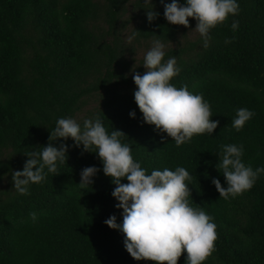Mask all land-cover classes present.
I'll return each mask as SVG.
<instances>
[{
    "label": "trees",
    "instance_id": "1",
    "mask_svg": "<svg viewBox=\"0 0 264 264\" xmlns=\"http://www.w3.org/2000/svg\"><path fill=\"white\" fill-rule=\"evenodd\" d=\"M152 3L159 16L149 23L140 0H104L102 7L94 0H0V264H153L134 260L125 235L105 225L111 215L122 223V209L96 154L72 146L57 173L31 185L30 195L13 189L11 170L23 169V153L46 146L56 120L74 118L97 94L101 102L92 117L99 116L109 133L123 131L122 142L149 174L180 166L189 171L190 204L216 224L214 250L204 264H264V174L235 198L220 197L211 182L218 178L227 187L216 168L226 144L243 145V162L264 167V0H238V14L210 30L207 48L199 35L166 52L165 61L174 56L181 68L171 83L202 94L211 119L220 122L212 135H194L179 147L144 122L136 85L122 88L131 83L122 71L128 67L122 45L107 39L129 4L143 13L138 39L155 34L165 44L178 43L180 33L196 27L192 18L188 28L169 24L161 0ZM238 108L254 112L240 131L232 126ZM54 143L73 145L71 139ZM88 166L100 171L82 191L77 184Z\"/></svg>",
    "mask_w": 264,
    "mask_h": 264
},
{
    "label": "clouds",
    "instance_id": "2",
    "mask_svg": "<svg viewBox=\"0 0 264 264\" xmlns=\"http://www.w3.org/2000/svg\"><path fill=\"white\" fill-rule=\"evenodd\" d=\"M140 3L149 23L158 18L152 0H140ZM161 3L169 24L188 28L189 18L197 22L191 31L199 33L205 48L211 39L210 30L239 12L238 0H183V3L161 0ZM238 27L239 22L234 20L232 30ZM138 33L134 29L128 39H134ZM159 37L154 34L151 47L145 53L142 65L145 72L141 74L134 67L131 70L136 85L133 95L144 122L166 133L179 147L194 135H212L220 122L211 119V106L202 94L191 93L186 85L177 88L171 83L181 68L174 56L165 61V43ZM129 115L136 118L135 111ZM253 116L254 112L248 108H238L232 126L240 131ZM49 133L46 146L31 147V151L23 153L27 159L22 170H11L13 189L18 194L30 195L31 185L43 182L50 173H57L59 165L68 160L69 148L74 146L82 152L96 154L103 174L115 185L112 196L118 202L115 207L122 209L123 221L117 223V217L111 215L104 223L125 235V249L134 260L178 264L181 255L186 253L185 264H204L212 254L216 224L203 208L190 204L191 192L186 181L191 175L185 167L154 169L149 174L134 160L131 146L122 142L126 134L118 129L109 133L99 116L85 119L83 124L71 117L58 118ZM68 139L73 145L54 143ZM243 155V145L222 146L216 168L222 172L227 187L218 178L211 180L220 197L235 198L250 190L264 174V167L253 169L246 165ZM99 171L96 166L83 168L79 188L86 191L92 187ZM124 179L128 183H122ZM31 218L37 219L35 212Z\"/></svg>",
    "mask_w": 264,
    "mask_h": 264
},
{
    "label": "rangeland",
    "instance_id": "3",
    "mask_svg": "<svg viewBox=\"0 0 264 264\" xmlns=\"http://www.w3.org/2000/svg\"><path fill=\"white\" fill-rule=\"evenodd\" d=\"M100 7L104 5V0H94ZM127 10L123 15L120 16V21L118 23L117 32L116 34H111L107 39L112 41L113 39H116L117 42L122 45V48L124 50V59L128 63V67L123 71L124 75L130 78L131 83L122 84V88L124 90L128 86H135L132 76H131V70L138 71L139 73L143 74L145 72L143 65V60L145 53L147 50L151 47V43L153 39H138L135 37L132 40H129L128 37L133 33L134 29L136 30L139 25L142 23V17L143 13L139 11L134 5H128ZM97 24L100 26L101 29L106 30L107 25L104 23L103 19L100 18L97 21ZM195 28L190 29L187 33L183 34L180 33L178 35V43H168L165 44V52L168 50L176 48L179 44L181 46L188 44L190 42L196 41V39L199 37V33L191 31ZM137 38V39H136ZM86 104L82 106V109L75 115L73 119H76L79 123L83 124V121L85 119L91 118L93 113L98 109L99 104L101 102V99L99 95H95L92 97H89L85 100Z\"/></svg>",
    "mask_w": 264,
    "mask_h": 264
}]
</instances>
